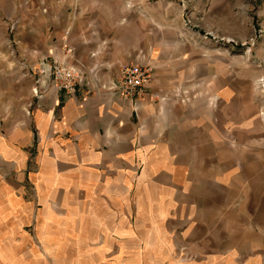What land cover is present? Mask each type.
I'll list each match as a JSON object with an SVG mask.
<instances>
[{"label":"crops","instance_id":"crops-1","mask_svg":"<svg viewBox=\"0 0 264 264\" xmlns=\"http://www.w3.org/2000/svg\"><path fill=\"white\" fill-rule=\"evenodd\" d=\"M85 1L0 0V264L7 251L19 264L70 260L83 245L90 264L143 262L150 245L166 244L164 230L191 215L183 238H203L201 223L216 220L204 216L221 204L224 225L206 246L223 255L221 230L238 235L244 227L232 202L248 179L243 197L264 200L260 182L234 169L240 156L224 152V131L197 130L203 124L192 108L180 118L183 107L153 79L133 97L114 91L122 64L112 47L115 20L96 13L95 0L85 10ZM55 63L87 76L74 96L55 88ZM208 176L220 185L199 184ZM259 212L253 227L262 229L264 203Z\"/></svg>","mask_w":264,"mask_h":264},{"label":"rangeland","instance_id":"rangeland-1","mask_svg":"<svg viewBox=\"0 0 264 264\" xmlns=\"http://www.w3.org/2000/svg\"><path fill=\"white\" fill-rule=\"evenodd\" d=\"M89 3L85 1V10L95 9L102 18L115 20L116 38L112 47L117 49L115 55L121 56L122 66L117 65L118 73L113 79L118 83L125 67L145 69L150 76L148 84L153 79L157 91L169 94L172 101L183 107L178 112L180 118L191 113L192 108L198 122L203 124L197 130L212 128L218 136L224 131L222 139L229 146L224 152L240 156L241 163L234 164V169L245 168L250 180L259 181L264 192V0H95L94 9ZM80 77L83 80L87 76ZM208 151L211 153L213 149ZM208 168L212 172L217 169L214 163ZM238 176L230 181H237ZM216 181L208 176L199 184L217 187L220 184ZM248 181L244 182L245 189ZM27 185L26 198L31 199L35 188ZM244 188L240 187L243 194L232 202L244 211L242 215L238 213L244 227L238 230V235L231 229L221 230L223 255H219L214 244L206 246L217 231L215 227L224 225V204H221L215 213L204 216L209 220L215 216L216 220L201 223L203 238L189 241L183 238L192 226L194 215H191L180 229L164 230L166 244L150 245L149 260L133 264H252L253 261L264 264V228L253 227L264 200L256 205L251 198L248 202L243 197L248 192ZM138 247L132 245L128 249L139 257ZM7 252L9 258L2 264H19L14 253ZM85 253H89L88 246H77V253L70 260L54 262L39 258L34 264H90ZM116 261L111 263L120 264L122 260Z\"/></svg>","mask_w":264,"mask_h":264},{"label":"built area","instance_id":"built-area-1","mask_svg":"<svg viewBox=\"0 0 264 264\" xmlns=\"http://www.w3.org/2000/svg\"><path fill=\"white\" fill-rule=\"evenodd\" d=\"M80 75L74 68L61 63H55L50 72L55 88L69 96H74L78 92L82 84ZM120 76L115 90L125 98L139 94L150 79L149 73L140 66L122 68Z\"/></svg>","mask_w":264,"mask_h":264}]
</instances>
